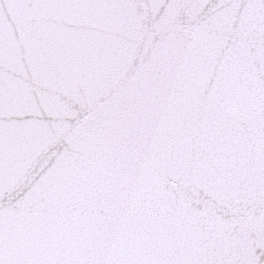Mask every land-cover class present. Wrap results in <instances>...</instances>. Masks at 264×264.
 Segmentation results:
<instances>
[{"label":"water","instance_id":"water-1","mask_svg":"<svg viewBox=\"0 0 264 264\" xmlns=\"http://www.w3.org/2000/svg\"><path fill=\"white\" fill-rule=\"evenodd\" d=\"M0 264H264V0H0Z\"/></svg>","mask_w":264,"mask_h":264}]
</instances>
